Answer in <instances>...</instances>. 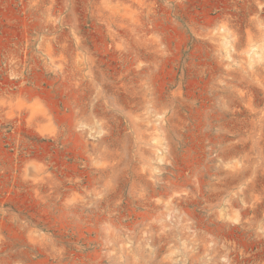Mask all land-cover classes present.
Here are the masks:
<instances>
[{
	"label": "rangeland",
	"instance_id": "374dc122",
	"mask_svg": "<svg viewBox=\"0 0 264 264\" xmlns=\"http://www.w3.org/2000/svg\"><path fill=\"white\" fill-rule=\"evenodd\" d=\"M0 264H264V0H0Z\"/></svg>",
	"mask_w": 264,
	"mask_h": 264
}]
</instances>
